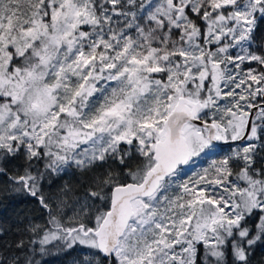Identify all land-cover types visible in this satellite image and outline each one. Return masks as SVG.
Instances as JSON below:
<instances>
[{
  "label": "snow or ice",
  "instance_id": "6c2138e0",
  "mask_svg": "<svg viewBox=\"0 0 264 264\" xmlns=\"http://www.w3.org/2000/svg\"><path fill=\"white\" fill-rule=\"evenodd\" d=\"M261 35L264 0H0V179L47 214L0 264H254ZM73 170L78 194L44 191Z\"/></svg>",
  "mask_w": 264,
  "mask_h": 264
},
{
  "label": "trees",
  "instance_id": "16d2710c",
  "mask_svg": "<svg viewBox=\"0 0 264 264\" xmlns=\"http://www.w3.org/2000/svg\"><path fill=\"white\" fill-rule=\"evenodd\" d=\"M259 40H264V35L258 37V41ZM228 151H230L229 145L218 146L214 153H209L207 156L202 155L198 163L194 164L197 166L195 172H199L202 168L208 167L212 159L219 158ZM21 163L22 161H15L14 166L19 167ZM193 163L194 160L189 165H186L184 170ZM113 167H118V165L114 164ZM187 176L188 175L184 174L185 178H187ZM64 184L70 187L76 186L77 194L79 193L80 178L74 170L71 173H66L61 177L54 178L52 187L49 188L45 185L44 191L46 193L55 191ZM3 189L4 182L0 179V227L7 229L4 234L0 236V248L3 247L5 241L15 242L21 238L27 239V235L21 230H23L29 222L43 223L47 219L45 210L35 198L10 192L5 193ZM84 251L86 250L79 246L75 251H57L53 249L50 254L44 256L37 254L35 259L39 264H73V260L79 258ZM253 258L254 264H264V246H258L254 250Z\"/></svg>",
  "mask_w": 264,
  "mask_h": 264
},
{
  "label": "rangeland",
  "instance_id": "374dc122",
  "mask_svg": "<svg viewBox=\"0 0 264 264\" xmlns=\"http://www.w3.org/2000/svg\"><path fill=\"white\" fill-rule=\"evenodd\" d=\"M218 146H220V145H218L217 144V147ZM217 149V148H216ZM203 155V154H202ZM202 155L200 156V157H196V158H194L193 160H194V163L190 166V167H188L187 169H185L184 170V173H183V175L184 174H186V175H190V174H192L193 172H195L196 170H197V166H195L194 164H197L198 163V161L202 158ZM197 159V160H196ZM195 160H196V162H195ZM204 166V165H203ZM86 250V249H85Z\"/></svg>",
  "mask_w": 264,
  "mask_h": 264
},
{
  "label": "water",
  "instance_id": "95a60500",
  "mask_svg": "<svg viewBox=\"0 0 264 264\" xmlns=\"http://www.w3.org/2000/svg\"><path fill=\"white\" fill-rule=\"evenodd\" d=\"M218 145H220V146H227V144H223L222 142H218Z\"/></svg>",
  "mask_w": 264,
  "mask_h": 264
}]
</instances>
